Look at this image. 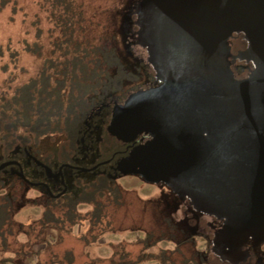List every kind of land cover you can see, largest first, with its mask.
Instances as JSON below:
<instances>
[{"label": "flooded vegetation", "instance_id": "obj_1", "mask_svg": "<svg viewBox=\"0 0 264 264\" xmlns=\"http://www.w3.org/2000/svg\"><path fill=\"white\" fill-rule=\"evenodd\" d=\"M135 2L126 29L138 45H126L118 88L100 100L89 99L83 149L63 161L61 140L52 162L29 146L22 166L41 180L24 181L27 187L39 184L37 189L57 206L74 208L93 202L88 191L100 177L112 183L116 176L157 182L165 190L166 208L196 213L193 220L205 251L217 261L250 264L263 258L264 249L257 246L264 236L242 238L238 250L240 230L227 232L240 217L255 215L260 223L264 215V93L256 98L246 93L247 104H235L242 95L237 81L247 80L254 68L241 58L247 47L242 34L231 32L216 44L210 40L211 29L202 31L184 0ZM210 12L203 14L206 27ZM253 98L254 108L249 102ZM6 162L3 167L18 165L24 178L17 160ZM82 185L86 199L73 205ZM244 249L247 259L236 263Z\"/></svg>", "mask_w": 264, "mask_h": 264}, {"label": "rangeland", "instance_id": "obj_2", "mask_svg": "<svg viewBox=\"0 0 264 264\" xmlns=\"http://www.w3.org/2000/svg\"><path fill=\"white\" fill-rule=\"evenodd\" d=\"M54 1L0 0V93L9 96L51 59H62L55 47L64 40L58 20L69 13ZM64 3L72 6L75 40L89 45L104 40L116 47L120 60L126 47H137L126 29L135 0H64L59 5ZM61 140L60 135L42 137L32 145L33 152L47 154L53 162ZM16 181L10 190L15 196L10 221L0 235V257H12L9 264H222L205 251L193 220L196 213L180 206L166 208L160 183L116 176L91 203L72 209L53 202L48 209L43 191ZM145 234H150L146 244L141 240ZM260 245L264 249V238ZM143 256L148 259L140 260ZM250 264H264V256Z\"/></svg>", "mask_w": 264, "mask_h": 264}, {"label": "trees", "instance_id": "obj_3", "mask_svg": "<svg viewBox=\"0 0 264 264\" xmlns=\"http://www.w3.org/2000/svg\"><path fill=\"white\" fill-rule=\"evenodd\" d=\"M63 1H54L55 6L69 13L68 17L62 16L58 20L63 26L64 40L63 43L56 42L55 47L60 50L62 59H51L37 76L16 87L9 96L0 93V164L17 160L24 175V178L19 175V167L15 164L0 169V235L4 232L5 224L10 221L15 198L12 191L10 193L13 184L18 180L20 185L27 186L25 178L34 182L41 180L31 173L29 175L22 166V158L26 156L29 146H36L42 137L60 135L63 141L61 159L69 160L71 153L79 154L83 149L81 139L86 140L87 116L92 107L89 99L100 100L107 91L117 89L124 76L123 65L114 45L104 40L97 45H89L86 41L74 39L72 6L66 3L59 5ZM103 168L99 166V169ZM112 185L110 179L100 177L93 183L92 191L88 192H93L91 195L95 197L96 193ZM28 187L40 188L39 184ZM86 190L82 185L73 205L86 199ZM45 195L46 207L52 208L50 204L55 199L46 192ZM149 236L145 234L141 240L146 244ZM139 259L147 260L148 257ZM12 261V257H0V264Z\"/></svg>", "mask_w": 264, "mask_h": 264}, {"label": "water", "instance_id": "obj_4", "mask_svg": "<svg viewBox=\"0 0 264 264\" xmlns=\"http://www.w3.org/2000/svg\"><path fill=\"white\" fill-rule=\"evenodd\" d=\"M187 4L186 8L194 11L192 13L194 21L200 24L202 31L211 29L210 40L218 44V39L224 41L231 32L242 34L246 49L242 52L241 58L251 61L254 65L251 74L240 83L239 89L242 91L241 97L237 100V106L247 104L245 95L247 96H262L264 93V0H184ZM217 8V9H216ZM187 10V9H186ZM206 11H211L209 18L206 17L207 27L203 25V14ZM215 32V34H214ZM204 37L207 33H203ZM220 41V42H221ZM254 97V98H256ZM249 100L250 105L254 108L255 102ZM243 100V101H242ZM10 162L0 165V168ZM12 163V162H11ZM259 217V216H258ZM236 219H238L236 217ZM255 215L249 219L240 217V221L232 222L227 231L232 234V230H240L237 233V241L235 248L240 249L241 239L253 237L256 240L262 239L264 236V215L262 221L257 223ZM257 237V238H256ZM249 252L244 249L240 252L238 259L235 261L243 262L247 259Z\"/></svg>", "mask_w": 264, "mask_h": 264}]
</instances>
